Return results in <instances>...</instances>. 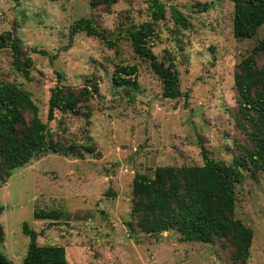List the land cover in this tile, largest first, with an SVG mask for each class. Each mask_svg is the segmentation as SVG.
I'll use <instances>...</instances> for the list:
<instances>
[{
	"label": "rangeland",
	"instance_id": "obj_1",
	"mask_svg": "<svg viewBox=\"0 0 264 264\" xmlns=\"http://www.w3.org/2000/svg\"><path fill=\"white\" fill-rule=\"evenodd\" d=\"M161 1L166 16L151 49L158 59L164 49L176 57L181 95L173 99L162 96L161 80L129 40L108 48L79 32L69 44V26L80 17L109 31L139 25L147 19L145 0L95 9L89 0H0V32L10 31L33 59L27 79L13 67L10 49H1L0 80L30 92L54 141L80 149L40 153L0 181V252L14 264L23 263L28 248L23 223L36 231L49 223L33 218L37 207L62 211L38 243L64 245L69 264H236L231 245L181 242L175 230L130 235L126 227L134 172L201 165L203 152L229 163L239 152L237 140L247 142L236 124L233 74L264 37L263 24L252 38H234L233 0ZM204 2L208 10L198 11ZM172 7L188 19L187 28L175 23ZM116 62L137 65L138 86L130 93L112 78ZM88 77L98 82L99 95L90 97L87 115L57 112L48 120L50 88L58 80L83 86ZM235 198V216L253 230L249 263L264 264V172L237 183Z\"/></svg>",
	"mask_w": 264,
	"mask_h": 264
},
{
	"label": "trees",
	"instance_id": "obj_2",
	"mask_svg": "<svg viewBox=\"0 0 264 264\" xmlns=\"http://www.w3.org/2000/svg\"><path fill=\"white\" fill-rule=\"evenodd\" d=\"M117 0H89L95 9L109 6ZM147 19L130 28L113 31L103 28L93 17H80L69 26V44L76 33L84 32L101 40L108 48L121 40H129L133 53L149 63L162 83L164 98L181 95L176 57L170 51L158 59L152 51L159 37V23L166 16L161 0H145ZM208 2L198 11H206ZM172 17L187 28L188 19L175 7ZM264 24V0H233V36L238 40L254 37ZM9 48L12 65L25 78H30L33 59L10 31L0 32V50ZM45 54V51H41ZM138 68L135 64L116 62L112 74L114 82L128 93L136 89ZM60 76V75H59ZM235 119L247 142L237 140L239 152L229 163H221L203 152V164L159 166L153 175L134 172L130 219L126 227L130 235L138 232L159 235L175 230L181 242H219L224 248L231 245V259L236 264H250L253 230L235 216V185L246 175L252 178L264 172V37L235 64ZM83 86L73 87L58 80L49 90L47 118L53 120L57 112L87 115L89 99L99 95V85L88 77ZM30 116L27 117L26 115ZM92 152L93 147H86ZM77 155L80 149L53 140L46 122L38 114V107L26 89L0 80V181H6L16 168L26 165L36 155L45 152ZM3 206L0 205V213ZM62 211L37 207L34 219L49 220L46 227L36 231L23 223L22 230L29 237L22 264H69L65 246L38 243L48 226L57 224ZM4 238L0 225V244ZM0 264H14L0 252Z\"/></svg>",
	"mask_w": 264,
	"mask_h": 264
}]
</instances>
